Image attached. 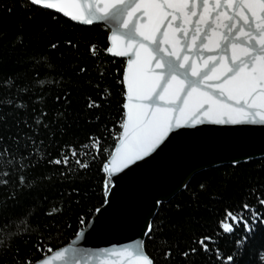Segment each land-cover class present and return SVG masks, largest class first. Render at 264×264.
Segmentation results:
<instances>
[{"label":"trees","instance_id":"obj_1","mask_svg":"<svg viewBox=\"0 0 264 264\" xmlns=\"http://www.w3.org/2000/svg\"><path fill=\"white\" fill-rule=\"evenodd\" d=\"M22 3L26 0H0V264H16V248L20 258H39L33 245L40 237L48 255L49 246L53 250L66 246L88 225L105 204L103 162L122 131L120 81L126 61L106 53L97 60L87 50L90 43L98 49L106 47L109 28L83 25L49 11L29 12ZM65 38L79 47L66 46ZM56 39L60 46L51 50L49 42ZM41 56L55 66V72L46 74L38 63ZM79 67L87 71L81 74ZM34 69L46 81L43 86L35 85ZM25 87L27 93L21 91ZM101 93L107 99L100 100ZM89 98L101 107L88 108ZM90 137L100 138L101 152L91 146ZM68 146L75 148V157ZM62 155L69 156L67 165L49 163ZM77 160L88 167L81 168ZM258 198H264V158L200 172L171 201L160 205L153 222L164 221V231L146 239V250L157 264H228L226 256L235 254L234 241L244 233L241 226L234 235L223 234L218 221L225 208L238 211L245 202L264 212ZM22 227L27 233L20 234ZM202 234L217 237L210 247H218L225 258L203 251L188 260L180 255L194 236ZM164 240L173 246L170 260L163 258ZM262 255L264 226L249 236L236 264H264Z\"/></svg>","mask_w":264,"mask_h":264},{"label":"snow or ice","instance_id":"obj_2","mask_svg":"<svg viewBox=\"0 0 264 264\" xmlns=\"http://www.w3.org/2000/svg\"><path fill=\"white\" fill-rule=\"evenodd\" d=\"M21 7L29 12L63 14L85 25L95 22L110 25L107 46L98 49L95 43H90L88 52L97 60L102 53L127 57L120 81L124 86L122 131L116 137L115 150L109 152L102 167L106 174L105 197L111 191L116 173L150 157L175 129L204 123L264 124V0H26ZM18 39L22 44L23 38ZM60 43L56 39L48 47L55 50ZM63 43L70 48L79 47L71 38H65ZM38 63L45 67L46 74L56 70L44 56ZM34 71L35 85L43 86L46 81L41 79L38 70ZM86 71L79 67V73ZM98 75L102 78L105 70L101 68ZM21 91L27 93L28 88ZM104 99L107 97L101 93L100 100ZM87 106L98 109L101 104L89 98ZM96 119L99 121L100 117ZM41 122L42 119L37 120V124ZM89 139L97 153L101 152L100 138ZM68 147L75 157V148ZM49 163L67 165L69 156L62 155ZM76 163L81 168L88 167L79 160ZM19 179L21 184L25 182L24 176ZM200 187L203 189L205 185ZM160 204L162 201H155V205ZM258 205L264 208V198H258ZM79 223L84 225L85 220L80 219ZM164 224V221H146L143 236L155 239L154 233H162ZM241 226L244 235L234 241L235 254L226 256L228 264H236V256L242 255L249 236L264 226V212L247 202L238 211L225 208L223 219L218 221L223 234L234 235ZM27 231V227H22L20 234ZM83 235L84 228H81L77 238ZM42 240L40 237L33 245L39 258L33 255L20 258V250L16 248V264L62 261L67 249L53 250L49 246L47 251L51 255H46ZM162 243L166 246L163 258L170 260L173 246L167 240ZM216 243L217 237L212 234L194 236L180 255L188 260L203 251L225 258L218 247H210ZM98 253L96 264H157L146 250L145 239L99 249ZM260 259L264 262V255Z\"/></svg>","mask_w":264,"mask_h":264},{"label":"water","instance_id":"obj_3","mask_svg":"<svg viewBox=\"0 0 264 264\" xmlns=\"http://www.w3.org/2000/svg\"><path fill=\"white\" fill-rule=\"evenodd\" d=\"M94 24L110 30L103 22ZM117 58L124 59L127 66V57ZM260 158H264V124L204 123L175 129L150 157L114 175L108 203L92 217L83 237L76 236L60 248L67 252L57 264H96L99 249L146 240L145 223L154 220L161 205L155 201H171L207 169Z\"/></svg>","mask_w":264,"mask_h":264},{"label":"bare ground","instance_id":"obj_4","mask_svg":"<svg viewBox=\"0 0 264 264\" xmlns=\"http://www.w3.org/2000/svg\"><path fill=\"white\" fill-rule=\"evenodd\" d=\"M49 255V254H48Z\"/></svg>","mask_w":264,"mask_h":264}]
</instances>
